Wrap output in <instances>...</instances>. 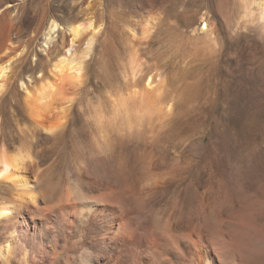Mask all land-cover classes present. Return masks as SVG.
<instances>
[{"label": "rangeland", "instance_id": "1", "mask_svg": "<svg viewBox=\"0 0 264 264\" xmlns=\"http://www.w3.org/2000/svg\"><path fill=\"white\" fill-rule=\"evenodd\" d=\"M250 2L96 0L94 21L102 23V27L74 88L64 125L66 133L55 140L44 133H34L23 107L24 92L19 80L26 81L27 75L37 78L46 61L63 50L69 39L62 33L48 52H41V34L46 23L54 19L65 26L79 20L87 4L77 0H0V62L11 60L0 79V149L35 155L36 160L32 164L24 161V167L29 176L39 170L38 176L51 193V205L59 203L68 193L87 195V190L99 183L104 172L123 188L141 182V169L134 155L139 149H153L152 146L153 150H166L172 156L184 149H218L235 165L236 160H245L255 178L264 181V15L255 6H249ZM201 16L212 27L209 39H203L195 31ZM144 23L150 24L151 29L145 36L140 29ZM120 43L137 47L139 61L145 71L158 76L161 96L170 100L172 108L161 124L154 119L149 128L145 122L138 137H126L122 122L115 121L108 130L112 134L102 142L93 124L94 110L101 107L108 111L109 100L121 96L124 81L119 77L121 64L126 63V51ZM226 51L228 54H224ZM224 55L238 61L237 66L231 62L234 69L228 68L235 71L240 66L238 73L231 72L234 77H229L234 75L230 71L225 73L227 67L223 68L224 73L218 72L220 56ZM221 78L230 80L225 84ZM205 135L207 138L202 142ZM113 153H117L116 157L110 160ZM4 190L0 189V201L11 198L10 191ZM196 206L197 201L188 197L183 214L192 213ZM37 221L27 218L30 227ZM2 237L5 236L1 233L0 243L4 241ZM39 253L36 264L78 262L75 255H70L69 262L62 256L51 263L46 243H42Z\"/></svg>", "mask_w": 264, "mask_h": 264}, {"label": "bare ground", "instance_id": "2", "mask_svg": "<svg viewBox=\"0 0 264 264\" xmlns=\"http://www.w3.org/2000/svg\"><path fill=\"white\" fill-rule=\"evenodd\" d=\"M77 1L87 4L81 19L65 26L50 19L41 34V52L49 51L60 34L68 35L63 50L46 61L37 78L27 75L26 81L19 80L23 107L34 133L54 139L66 133L74 88L102 27L94 21L96 0ZM249 6L264 15V0H251ZM148 23L140 28L143 36L151 33ZM195 31L203 39L211 37L212 27L204 16ZM135 47L127 43L123 50L126 63L120 70L119 78L124 81L121 96L117 93L119 97L109 100L108 111L101 107L94 110L93 124L102 142L112 134L108 130L115 121L122 122L117 123L131 138L139 135L145 122L152 128L154 119L161 124L170 116L171 103L161 96L158 76L145 71ZM229 56H220L218 72L224 73V67L225 73L234 71ZM10 61L0 62V79ZM229 66L232 69L228 71ZM146 148L134 151L141 182L123 188L104 172L87 195L68 193L72 195L66 194L54 205L39 170L29 176L24 167V161L33 162L35 155L1 148L0 189L11 194L10 199L0 201V231L5 236L0 243L1 264H36L42 243L49 247L51 263L75 255L80 264H264V181L255 178L245 160L234 156L239 166L235 165L218 149H184L172 156L166 150ZM113 154L110 160L117 153ZM191 196L197 201L196 209L184 215L185 201ZM28 217L38 219L37 223L30 227Z\"/></svg>", "mask_w": 264, "mask_h": 264}, {"label": "snow or ice", "instance_id": "3", "mask_svg": "<svg viewBox=\"0 0 264 264\" xmlns=\"http://www.w3.org/2000/svg\"><path fill=\"white\" fill-rule=\"evenodd\" d=\"M205 28H206V26H205Z\"/></svg>", "mask_w": 264, "mask_h": 264}]
</instances>
